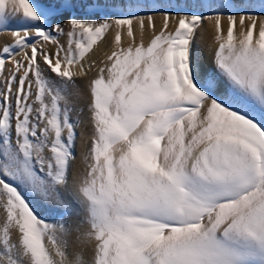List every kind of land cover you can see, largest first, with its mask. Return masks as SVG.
I'll return each instance as SVG.
<instances>
[{
  "label": "snow or ice",
  "instance_id": "1",
  "mask_svg": "<svg viewBox=\"0 0 264 264\" xmlns=\"http://www.w3.org/2000/svg\"><path fill=\"white\" fill-rule=\"evenodd\" d=\"M193 2L212 11L104 18L101 0H0L14 38L0 51V264H264V0ZM203 21L211 71L196 57ZM109 30L110 54L78 84Z\"/></svg>",
  "mask_w": 264,
  "mask_h": 264
},
{
  "label": "bare ground",
  "instance_id": "2",
  "mask_svg": "<svg viewBox=\"0 0 264 264\" xmlns=\"http://www.w3.org/2000/svg\"><path fill=\"white\" fill-rule=\"evenodd\" d=\"M35 2H44V1L35 0ZM121 2H123L122 4H124L125 8L129 9L126 6L127 0H121ZM150 2H153V3H150ZM142 3L145 4L147 8L151 7V5L153 4L159 8H163L166 11H172V12L178 11V10H180L178 12H186V9H188V11H194L195 9H197L200 12L201 11L206 12V10H210V11L212 10V9H206L202 7H196L193 0H178L176 3L171 2V0H142ZM237 7L242 8L244 10L246 9L247 11H253V9L247 8L245 4L241 3L240 0H237ZM255 11L258 12L259 8H256ZM204 22L205 23L203 24V26L198 30V35H197V39L195 42L196 57H197L198 66L202 70L211 71L213 69L214 53L218 47V44L215 42V39H214L215 30H214L213 23L210 21H204ZM154 24H155V32L158 33L163 25V18L161 15H158V14L154 15ZM145 25H147V21H145ZM222 25L226 31L227 21L226 20L223 21ZM175 27H176V23L170 19L169 28L167 31L173 32L175 30ZM133 28L137 35V43H139V25L136 22H134ZM239 29H240V26L239 24H237L234 35L239 32ZM152 36H153V30L150 28L147 29L145 33V39H144L145 46H147V44L150 42V39L152 38ZM60 39H61V43L65 44L66 46V38L61 37ZM114 39H115L114 30H109L106 34V41H100V43L93 46V50L86 55L85 60L82 61V63L87 64V63H91L95 61L96 67L93 68L92 71L88 73L87 77L79 78L77 80L78 84L82 83L85 79L91 80L96 77L98 68L102 66L100 61L106 60V55H105L106 53L110 54L111 44L114 43ZM13 42H14V38L10 34H8L7 32L0 33V51H2L6 45H10ZM128 42L129 41L126 36V31L122 32L121 45L124 47H127ZM43 46L45 47L46 50L50 51L53 55L55 54L54 45L44 44ZM19 59H22V56H20ZM10 65L12 64L6 63V67H11ZM78 67H79L78 65L72 66L71 70L75 72L78 69ZM73 102L77 105V107H79L82 103L81 101H77L75 97H73ZM77 132L79 134L80 129H77ZM76 156H77V159L79 160V156H80V142L79 141H77ZM34 206H35L37 214H39L42 219L46 220L47 222L55 223V219H57L58 217L57 216L58 210L55 208V206H45L43 204L35 203V202H34ZM4 215L5 213L3 212V209H0V221H2Z\"/></svg>",
  "mask_w": 264,
  "mask_h": 264
},
{
  "label": "rangeland",
  "instance_id": "3",
  "mask_svg": "<svg viewBox=\"0 0 264 264\" xmlns=\"http://www.w3.org/2000/svg\"><path fill=\"white\" fill-rule=\"evenodd\" d=\"M42 1H44V0H42ZM177 1L176 0L172 1L171 0V2H174V3H176ZM79 2L81 4L86 5L89 2V0H79ZM101 2L107 3V4L110 5V7L106 8L105 10H103V11L98 13L99 16H104V18H113V17H116V16H124V15H127L129 13V11H132L134 13H138V14H141V15H144L146 13H149V12L153 11V4L151 5V7H148V8L145 6V4H143L146 8L142 6V7L133 8V9L130 10V9L125 8V6H124V4H122L123 2H121V0H101ZM150 3H153V2H150ZM155 7L160 9V10H164L163 8H159L156 5H155ZM178 11H180V10H178ZM178 11H174V12H178ZM186 11H188V9H186ZM194 11L195 12H200L197 9H195ZM201 12H203L204 14H208L210 12V10H206V12L205 11H201ZM72 15L74 17L78 18V19H88L92 15V13H91L90 9H88L87 7H82L80 9H78L77 11L73 12ZM59 22L61 24H66V22H64V20H60ZM204 23L205 22L203 21V24ZM106 34H107V32H106ZM98 43H100V41ZM29 52H30V50H29ZM19 58H20V56L16 57L17 60H21ZM10 66L12 67L13 65H10ZM11 67H8V68H11ZM75 118H76L75 113H73V119H75ZM56 220H58V217H57V219H55V222H57Z\"/></svg>",
  "mask_w": 264,
  "mask_h": 264
}]
</instances>
